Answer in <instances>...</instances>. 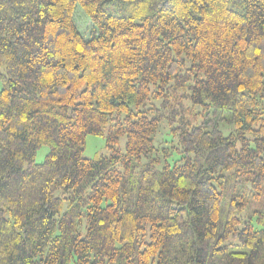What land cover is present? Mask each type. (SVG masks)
<instances>
[{"label":"trees","instance_id":"trees-1","mask_svg":"<svg viewBox=\"0 0 264 264\" xmlns=\"http://www.w3.org/2000/svg\"><path fill=\"white\" fill-rule=\"evenodd\" d=\"M0 84V264H264V0H0Z\"/></svg>","mask_w":264,"mask_h":264},{"label":"rangeland","instance_id":"rangeland-1","mask_svg":"<svg viewBox=\"0 0 264 264\" xmlns=\"http://www.w3.org/2000/svg\"><path fill=\"white\" fill-rule=\"evenodd\" d=\"M78 11H76L75 13V22L79 28V30L84 33L85 35L90 34L91 32V27H92V23L90 22V20L84 15L83 11H81V7H78L77 9ZM0 89H1V84H0ZM198 112H200V110H197ZM204 121V117L200 116V122ZM158 143V140H157ZM125 147H126V138L123 137L120 140L119 143V148L125 152ZM50 149L47 146H43L41 147L36 154V163L41 164L44 162L47 154L49 153ZM108 151L106 148V140L102 137H97V136H87L86 138V145H85V151L83 153V156L85 158L88 159H93L97 156H101V155H107ZM177 157H174L170 160H172L171 162H173L174 160H176ZM83 233L86 232L85 229L82 230ZM70 264H75L74 262H71Z\"/></svg>","mask_w":264,"mask_h":264}]
</instances>
